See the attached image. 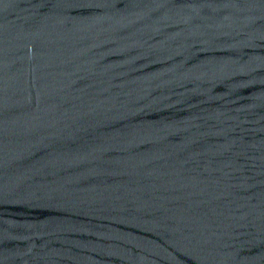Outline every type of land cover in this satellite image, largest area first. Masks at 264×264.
<instances>
[{"label": "water", "instance_id": "water-1", "mask_svg": "<svg viewBox=\"0 0 264 264\" xmlns=\"http://www.w3.org/2000/svg\"><path fill=\"white\" fill-rule=\"evenodd\" d=\"M0 264H264V0H0Z\"/></svg>", "mask_w": 264, "mask_h": 264}]
</instances>
